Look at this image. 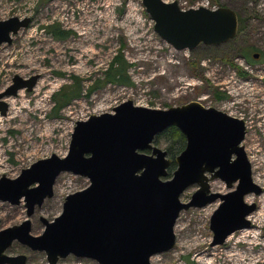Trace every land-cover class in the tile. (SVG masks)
<instances>
[{"label": "rangeland", "instance_id": "obj_1", "mask_svg": "<svg viewBox=\"0 0 264 264\" xmlns=\"http://www.w3.org/2000/svg\"><path fill=\"white\" fill-rule=\"evenodd\" d=\"M165 1H176L183 9L231 7L238 13L239 31L220 45L202 43L193 50H178L156 32L143 0H0V20L32 18L28 27L12 35L11 43L0 45V92L13 83L15 75L25 79L38 75L30 91L22 88L4 98L9 108L6 115L0 113V178L4 174L16 178L24 168L52 154L67 155L78 120L114 112L124 101L161 109L199 101L245 120L242 145L253 180L263 191L245 197L257 205L248 217L251 225L235 231L223 244L211 245L210 220L220 199L181 211L174 227L175 247L153 255L151 262L264 264V0ZM52 23L69 35L59 39L43 28ZM119 52L129 63L128 85L103 80ZM74 77L81 79L76 80L82 96L58 109L52 95L72 85ZM88 184L86 177L62 172L53 197L36 206L30 217L24 199L19 204L0 201V230L30 218L31 233L42 234L45 225L40 218L53 220L61 214L66 195ZM235 186L228 188L219 178L210 181L212 192L226 194ZM198 188V184L188 187L181 201L191 200ZM7 253L25 254L26 264H50L45 251L19 241ZM58 264L99 263L71 254Z\"/></svg>", "mask_w": 264, "mask_h": 264}, {"label": "water", "instance_id": "obj_2", "mask_svg": "<svg viewBox=\"0 0 264 264\" xmlns=\"http://www.w3.org/2000/svg\"><path fill=\"white\" fill-rule=\"evenodd\" d=\"M143 3L156 32L178 50H193L202 43L220 45L239 30L238 13L231 7L182 9L176 1ZM31 22L30 16L0 20V45L11 43L12 35ZM37 79L38 75H15L0 92V113L9 108L5 97L22 88L31 90ZM171 126L184 134L186 146L176 158L173 176L166 178L171 159L154 140ZM246 133L244 119L199 101L161 109L127 100L114 112L78 120L67 155L39 159L16 178L1 176L0 201L19 204L24 199L28 217L53 197L62 172L86 177L89 184L66 195L61 214L53 220L40 218L45 225L42 234L31 233L30 218L1 229L0 264H26L25 254L7 253L15 241L45 251L50 264L71 254L99 264H152L153 255L175 247L174 227L181 211L218 199L221 203L210 220L211 245L223 244L230 234L251 225L248 216L257 205L246 202V195L263 191L253 180L242 145ZM218 178L228 188L236 183L235 188L226 194L212 192L210 181ZM193 184L199 188L191 200L181 201Z\"/></svg>", "mask_w": 264, "mask_h": 264}, {"label": "trees", "instance_id": "obj_3", "mask_svg": "<svg viewBox=\"0 0 264 264\" xmlns=\"http://www.w3.org/2000/svg\"><path fill=\"white\" fill-rule=\"evenodd\" d=\"M58 27V23H52L45 25L43 28L55 34L59 39L69 35L68 31L59 30ZM128 69L129 63L124 58L123 53L119 52L112 58L110 67L106 69L107 71L105 72V77L103 78V80H105V82H120L121 84L128 85L130 83L128 80ZM76 79L78 80L79 78L74 77V83L72 85L62 87L52 95L55 101V106L58 109H63L73 99L80 98L82 96L81 86H78L80 82L78 83ZM79 80L81 81V79ZM100 80L101 78L95 79L89 89L91 90L95 88V85ZM76 85L78 86V88L75 87ZM154 142L158 145H161L167 151L168 158L171 159L167 176V178H170L173 176V172L177 167L176 158L186 146V137L179 128H177L176 126H171L156 135Z\"/></svg>", "mask_w": 264, "mask_h": 264}, {"label": "bare ground", "instance_id": "obj_4", "mask_svg": "<svg viewBox=\"0 0 264 264\" xmlns=\"http://www.w3.org/2000/svg\"><path fill=\"white\" fill-rule=\"evenodd\" d=\"M28 91H30V90H28ZM7 103H8V102H7ZM8 106H9V103H8ZM6 114H7V113H6ZM6 114H2V115H6ZM248 195H249V194H248ZM246 196H247V195H246ZM252 213H253V212H252ZM252 213H251V214H252ZM251 214H250V215H251ZM250 215H249V216H250ZM249 216H248V217H249ZM248 219H249V218H248ZM242 229H244V228H242ZM232 234H233V233H232ZM230 235H231V234H230ZM230 235H229V236H230ZM229 236H228V237H229ZM228 237H227V238H228Z\"/></svg>", "mask_w": 264, "mask_h": 264}, {"label": "built area", "instance_id": "obj_5", "mask_svg": "<svg viewBox=\"0 0 264 264\" xmlns=\"http://www.w3.org/2000/svg\"><path fill=\"white\" fill-rule=\"evenodd\" d=\"M204 6V5H203ZM197 7H199V6H197ZM197 7H194V8H197ZM190 8V7H189ZM215 8H217V7H214V8H212V9H215Z\"/></svg>", "mask_w": 264, "mask_h": 264}]
</instances>
